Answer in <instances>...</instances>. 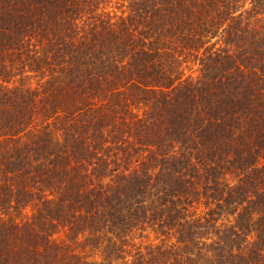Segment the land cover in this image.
I'll return each instance as SVG.
<instances>
[{
  "label": "trees",
  "instance_id": "trees-1",
  "mask_svg": "<svg viewBox=\"0 0 264 264\" xmlns=\"http://www.w3.org/2000/svg\"><path fill=\"white\" fill-rule=\"evenodd\" d=\"M0 264H264V0H0Z\"/></svg>",
  "mask_w": 264,
  "mask_h": 264
}]
</instances>
